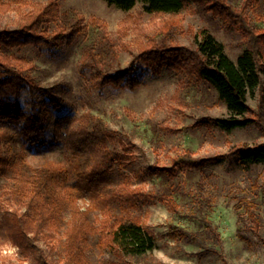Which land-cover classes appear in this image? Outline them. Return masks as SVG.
Wrapping results in <instances>:
<instances>
[{
    "label": "trees",
    "instance_id": "trees-1",
    "mask_svg": "<svg viewBox=\"0 0 264 264\" xmlns=\"http://www.w3.org/2000/svg\"><path fill=\"white\" fill-rule=\"evenodd\" d=\"M106 1L125 12L142 2V11L147 14H176L189 2H196L199 11L221 17L229 30L238 29L246 48L234 62L226 54L224 45L206 30L196 37L195 50L180 46L173 37L161 33L140 48L130 68L115 73L105 70L99 49L88 48L82 68L95 71L92 75L97 88L110 85L135 89L141 84L137 71L142 68L157 77L170 72L185 77L191 86L206 82L217 91L218 100L230 115L213 120L219 129L230 132L255 125L264 132V29L255 28L247 13L261 0H242L240 8L233 0ZM33 6L23 17L19 29L0 30V179L7 177L14 182L8 193L9 209L0 207V246L9 242L24 258L33 257L42 264L40 258L44 251L40 242L56 238L68 212L71 220L64 244L66 264H87L86 253L95 237L101 248L119 259L144 255L153 250L154 236L142 226L141 218L133 216L128 209H141L145 203L159 201L177 214L180 210L177 196L197 202L201 215L190 217L204 225L205 232H190L180 227H174V231L187 242L202 246H207L208 241L221 243L217 228L203 216L212 206L211 194L198 195L181 185H166L153 191L117 182L115 174L134 161L133 155L127 153L132 143L122 142V151L110 149L108 144L115 139V131L91 113L81 119L66 113L65 100L53 88H43L35 80L32 73L35 65L8 54L13 48L45 45L53 57H59L61 46L72 45L83 32L84 18L80 16L68 26L50 33L46 25L59 21L60 6L55 0L47 4L35 2ZM108 54L116 53L109 50ZM256 90L259 109L253 110L248 105V96ZM24 94L27 107L22 102ZM54 144L62 147L64 164L45 161L35 167L28 162L26 150L41 152ZM224 159L246 169L264 164V144L237 145L226 155L215 157L196 158L191 151H186L172 160L171 167L154 166L151 172L164 173V177L170 179L179 169L198 170ZM253 186L258 187L256 182ZM236 198L235 210L239 212L240 221L264 240L259 232L262 220L254 202L233 197ZM84 200L89 201L86 211L79 205ZM116 204L122 212H110ZM94 210L104 213L100 227L89 221L88 215ZM247 220L252 221L254 227L247 226ZM111 263L127 264L115 260Z\"/></svg>",
    "mask_w": 264,
    "mask_h": 264
},
{
    "label": "rangeland",
    "instance_id": "rangeland-1",
    "mask_svg": "<svg viewBox=\"0 0 264 264\" xmlns=\"http://www.w3.org/2000/svg\"><path fill=\"white\" fill-rule=\"evenodd\" d=\"M51 0H0V30L19 29L23 17L34 8L35 2L47 4ZM60 6L57 23L46 25L49 32L68 26L82 16L83 32L72 45L63 44L61 56L53 57L47 46L13 48L8 54L24 58L35 65L32 72L41 87L53 88L66 102V113L81 119L85 114L102 119L116 132L109 148L122 151V142H131L128 154L134 161L115 174L117 182L156 191L166 185H181L195 194L212 195V206L204 211L221 235V243L208 241L207 246L187 242L174 231L180 227L190 232H205V226L191 219L201 215L199 205L192 198L177 196L179 213L159 201H150L141 209L130 207L133 216L141 218L142 226L154 236V248L144 255L117 258L100 247L98 237L91 239V249L86 253L87 264H264V240L246 228L235 210L237 199L248 198L255 204L261 217L259 232L264 238V164L243 168L236 162L224 159L221 163L207 164L201 169H179L176 176L166 179L164 173L153 174L151 168H169L178 155L191 151L196 158L226 155L237 145L264 144V132L255 125L223 131L213 124L217 118L229 115L218 100L217 91L208 83L191 86L185 77L170 72L157 77L148 69L137 71L141 84L135 89L114 88L110 85L99 89L93 81L91 68H82L88 48L95 47L102 53L105 70L115 73L130 68L140 48L161 33L174 38L176 44L195 50L197 36L206 30L222 43L225 52L234 62L245 50L238 29L229 30L221 17L197 9L196 2H189L176 14L144 13L143 3L125 12L106 0H55ZM240 8L242 0H233ZM253 26L264 29V1L247 11ZM96 19V20H95ZM109 50L116 54L109 55ZM26 94L22 102L25 107ZM248 105L259 109V92L248 96ZM28 162L38 167L45 161L65 163L60 145L54 144L41 152L25 151ZM73 181L70 182L72 184ZM254 182L257 186H253ZM13 180L0 179V207L9 209L7 202ZM203 189H200V188ZM86 211L89 201L79 203ZM4 212V211H3ZM110 212H122L119 204ZM240 214L247 219L244 211ZM95 227H100L104 213L94 210L88 215ZM1 217V215H0ZM71 215L66 213L56 232V238L42 240V264H66L64 244ZM247 226L254 227L247 220ZM0 264H39L35 258H24L18 248L9 242L0 246Z\"/></svg>",
    "mask_w": 264,
    "mask_h": 264
}]
</instances>
